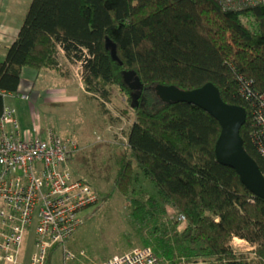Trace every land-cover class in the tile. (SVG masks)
Listing matches in <instances>:
<instances>
[{
	"label": "trees",
	"instance_id": "obj_1",
	"mask_svg": "<svg viewBox=\"0 0 264 264\" xmlns=\"http://www.w3.org/2000/svg\"><path fill=\"white\" fill-rule=\"evenodd\" d=\"M60 49L81 63L85 93L98 100L103 124L133 116L125 139L98 140L69 154V161L86 160L72 170L83 171L76 173L99 199L124 197L125 248L151 246L162 264H264V198L217 160L220 121L195 103H163L154 90L157 83H216L226 101L246 106L244 145L264 171L253 138L264 93V1L227 7L221 0H31L0 60V115L6 95L20 94L26 68L71 73ZM125 69L136 70L144 88L130 112L115 115L107 103L116 86L132 102ZM235 237L252 248L240 251ZM59 249L60 243L49 249L46 264H56Z\"/></svg>",
	"mask_w": 264,
	"mask_h": 264
},
{
	"label": "built area",
	"instance_id": "obj_2",
	"mask_svg": "<svg viewBox=\"0 0 264 264\" xmlns=\"http://www.w3.org/2000/svg\"><path fill=\"white\" fill-rule=\"evenodd\" d=\"M227 7H240L264 0H221ZM247 86V85H245ZM248 88H244L247 94ZM22 96L29 97L24 92ZM259 129L253 134L258 150L264 155V93L255 110ZM77 148L54 130L47 137L22 129L15 108L6 104L0 115V259L11 264H46L49 249L60 243L64 259L77 254L69 249L67 239L77 229L79 210L96 203L99 195L94 185L77 176L69 165L70 151ZM184 221V214L180 215ZM33 231L29 261L17 253L25 233ZM252 245L248 240L235 237ZM236 246V244H235ZM85 255V251L81 252ZM68 260L64 261L68 264ZM84 264H162L151 246L121 248L106 258H90Z\"/></svg>",
	"mask_w": 264,
	"mask_h": 264
},
{
	"label": "rangeland",
	"instance_id": "obj_3",
	"mask_svg": "<svg viewBox=\"0 0 264 264\" xmlns=\"http://www.w3.org/2000/svg\"><path fill=\"white\" fill-rule=\"evenodd\" d=\"M30 1L0 0V28L4 25L21 26ZM8 44L10 43H0V60L4 59ZM43 71L42 73H44ZM81 72V67H73L68 79L62 77L52 80L51 78L45 79L46 77L43 74L39 76L37 82L40 90H45L48 88L47 86H57L63 94L58 96L61 99L62 95V99L65 100L51 99L46 101L39 99V97L34 100L32 96L7 94L6 103L15 108V116L22 129H29L33 132L37 130L44 137H47L49 130L52 129L63 139H71L76 142L77 148L89 147L98 140L113 142L114 140L125 139V130L133 120V116H122L121 122L107 121L106 124H103L98 100L86 95ZM45 80L49 82L45 83ZM67 81L71 82V85ZM61 82H66V84L60 85ZM67 90L70 95L65 98L64 93L67 94ZM126 98L124 92L116 86L114 98L107 105L115 115H119L121 114V108L128 107L129 109L130 107L131 109V107H135L131 105V99ZM86 150L88 152L85 154L90 158V148ZM83 164H86V160L80 162L69 161L72 169L81 167ZM76 172L83 173L81 170ZM76 172L74 173L78 176ZM142 179L145 185L148 187L151 185L145 178ZM125 209V199L119 192H115L110 198H101L96 203L80 209L78 213L81 221L73 235L67 239L69 249L73 250L77 257L74 260H68V264H84V259L79 257L83 250L85 255H82L86 256L87 259H101L110 256L112 252L122 247H127L123 233L130 228V225L124 217ZM33 235V231H27L21 244L20 257L24 260L29 257ZM235 244L240 251H249L248 244L245 241L235 240ZM61 251L59 249L54 254L53 258L56 264H65ZM6 261L0 262L7 264Z\"/></svg>",
	"mask_w": 264,
	"mask_h": 264
},
{
	"label": "water",
	"instance_id": "obj_4",
	"mask_svg": "<svg viewBox=\"0 0 264 264\" xmlns=\"http://www.w3.org/2000/svg\"><path fill=\"white\" fill-rule=\"evenodd\" d=\"M112 57L122 64L115 43L108 42ZM125 80L132 88L131 104L136 106L144 84L134 69L123 71ZM154 90L163 103L187 101L198 104L212 113L221 124V131L215 143L217 160L237 169L242 181L256 195L264 198V171L256 158L246 149L241 127L247 121L246 106L226 101L221 90L213 81H207L195 88H182L176 84L157 83Z\"/></svg>",
	"mask_w": 264,
	"mask_h": 264
},
{
	"label": "crops",
	"instance_id": "obj_5",
	"mask_svg": "<svg viewBox=\"0 0 264 264\" xmlns=\"http://www.w3.org/2000/svg\"><path fill=\"white\" fill-rule=\"evenodd\" d=\"M19 27L20 26H17V27H13V26H9V25L2 26L0 28V43L1 42L11 43L15 39ZM5 51L7 52V46H6ZM59 58H60L61 63H68L70 65L71 73H72L73 67L80 68L82 66L80 62H70L67 59V56H66L63 49H60V51H59ZM42 71L44 73H42ZM41 74H43L44 77H46L45 79L51 78L53 80V79L62 78V77H63V79H68V76L63 74L62 72H60L57 68H44L41 70L26 68L24 70V81L20 85L19 93L23 95V93L26 92V93H28L29 97L32 96V98H34V100H35V98H38V97H39V99L46 100V101L51 100V99L65 100V99H62L63 94L61 93V91H59V88H57V86H51V87L47 86L48 88H46L45 90H40V87H38L37 80ZM45 81H46L45 83L49 82L47 80H45ZM24 82H25V84H24ZM67 82H69V81H67ZM69 83L71 85V82H69ZM63 84H66V82L60 83V85H63ZM69 93L70 92L68 90H67V94L64 93L65 98L69 97V95H70ZM9 94H13V93H9ZM59 94H62L61 99L58 96ZM13 101H12V103H13ZM34 132L37 133V130ZM21 244L19 245V247L17 249V253H18L19 257H20V253H21V250H20ZM32 248H33V244H32L31 250H32ZM20 259L23 261H29L30 256L26 260H24L21 257H20ZM4 260L5 259H2L0 261H4ZM6 262H7V264H11L9 261H6ZM0 264H3V263L0 262Z\"/></svg>",
	"mask_w": 264,
	"mask_h": 264
}]
</instances>
